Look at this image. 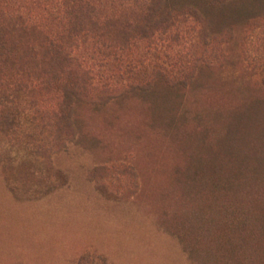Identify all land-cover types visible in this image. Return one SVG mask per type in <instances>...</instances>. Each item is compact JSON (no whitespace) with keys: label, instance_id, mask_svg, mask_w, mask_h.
Returning a JSON list of instances; mask_svg holds the SVG:
<instances>
[{"label":"rangeland","instance_id":"374dc122","mask_svg":"<svg viewBox=\"0 0 264 264\" xmlns=\"http://www.w3.org/2000/svg\"><path fill=\"white\" fill-rule=\"evenodd\" d=\"M184 2L207 9L213 32L231 30L221 64L201 65L188 87L160 79L106 104L76 101V137L54 144L52 171L9 146L0 168V264H264V204L238 215L226 196L186 187L189 155L218 144V106L253 93L261 78L243 41L264 0L169 3ZM262 39L259 27L250 40Z\"/></svg>","mask_w":264,"mask_h":264},{"label":"trees","instance_id":"16d2710c","mask_svg":"<svg viewBox=\"0 0 264 264\" xmlns=\"http://www.w3.org/2000/svg\"><path fill=\"white\" fill-rule=\"evenodd\" d=\"M169 2L0 0V168L14 144L52 171L54 144L76 137L78 100L106 104L160 79L184 88L201 65L219 66L231 30L215 33L207 9ZM250 27L244 58L261 78L253 93L218 106V144L200 145L186 170L187 189L226 196L237 211L264 204V40H250L259 27L264 35V13Z\"/></svg>","mask_w":264,"mask_h":264}]
</instances>
